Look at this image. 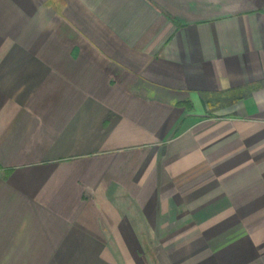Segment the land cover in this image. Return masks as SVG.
<instances>
[{"label": "crops", "instance_id": "0c3cea01", "mask_svg": "<svg viewBox=\"0 0 264 264\" xmlns=\"http://www.w3.org/2000/svg\"><path fill=\"white\" fill-rule=\"evenodd\" d=\"M0 264H264V0H0Z\"/></svg>", "mask_w": 264, "mask_h": 264}]
</instances>
